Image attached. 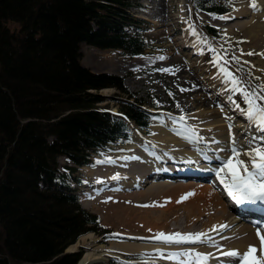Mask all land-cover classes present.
<instances>
[{"label": "trees", "instance_id": "16d2710c", "mask_svg": "<svg viewBox=\"0 0 264 264\" xmlns=\"http://www.w3.org/2000/svg\"><path fill=\"white\" fill-rule=\"evenodd\" d=\"M128 5L127 0H0V264H77L78 255L63 253L97 227L93 215L40 191L38 181L49 182L56 155L85 163L96 145L116 137L117 129L123 134L124 123L108 122L106 114L91 110L101 101L92 92L121 84L80 67L78 44L142 49L120 32L132 23ZM196 5L225 10L212 0ZM129 115L144 120L136 108Z\"/></svg>", "mask_w": 264, "mask_h": 264}, {"label": "rangeland", "instance_id": "374dc122", "mask_svg": "<svg viewBox=\"0 0 264 264\" xmlns=\"http://www.w3.org/2000/svg\"><path fill=\"white\" fill-rule=\"evenodd\" d=\"M130 1L134 6L140 9H143L140 5L142 3L145 9L139 10L138 8L135 9V7H133L132 9L130 7L128 12L131 14L133 13L136 19L138 17L144 18L142 15L148 8V6L144 4L145 0ZM148 1L152 7L151 15L160 12L161 16L156 17L157 22L148 18L147 20H151L153 23H164L161 26L155 27V29H158L157 31H154L153 25H151L148 33H146L149 40L154 41L156 44L158 51L147 50L143 54L131 57L130 54L124 55L116 49L104 50L101 48L96 50L93 47H88L86 49L81 48L80 67L92 73L104 72L120 78L118 81L125 90L122 92H119L115 88L102 90L101 92L107 96L104 103L99 107L119 109L123 103L127 104L132 102L134 104L139 102L145 109L152 111L150 112L153 117L150 128L151 137L147 138L142 136L144 139H147L148 144H146L145 147L152 154L153 151H156V148H154L156 146L160 150H171L159 145V141L158 143L154 142L156 137H158V134L155 135L156 129L161 130L159 126L161 125L160 123L169 122L171 128H177L175 127V121L178 120V118L174 116L185 113L190 114L191 116H188L189 120L193 123L206 124V126H208L207 122L211 121L213 117L221 120L230 119L232 126L248 124L247 118L241 111L246 108L242 96L231 91V83L228 82L224 85V79L220 76L218 70L223 67L227 69H225L226 71L237 75V71L234 70L236 68V62L231 60L232 56H236L239 62H248L250 64V70L257 78V81L260 84H264L263 60L261 56L258 55V50H254L253 46L250 44L245 29L241 27L243 23H250L252 17L250 13H253L254 16H260L261 11L251 7L253 1L229 0L236 10L234 11L239 15L236 18H233V16L230 18V15H226L222 18L207 17L204 14L194 11L191 6H189L190 0ZM164 4H166L165 7L163 6ZM158 6H160V9ZM242 9L249 10V14L240 16L239 12ZM190 22L193 24V29L196 28L199 30H195L196 34L186 31L188 26H192ZM205 25L214 27L221 36L213 37L205 33L203 30V26ZM10 27H12V25H10ZM201 31H203L204 34ZM193 37H195V41ZM183 46H186V48L183 49ZM190 46L192 48L189 52L196 49L197 52L195 54L188 53ZM193 46H196V48ZM213 48L216 50L215 52L211 50ZM248 53L254 54L248 55ZM217 55L222 57L218 64L213 62L214 57ZM221 63H224L225 67ZM94 67L99 69H94ZM252 79V77H249V80L245 79L244 87L254 88L251 86ZM206 102L207 104L205 105ZM237 105H239V107H237ZM156 124L158 125L157 127ZM248 126L250 128L248 134H253V136L264 135V133L254 132L255 128L250 125ZM245 132L242 133V135H245ZM164 133L167 134L166 132ZM133 134L134 132L132 131V135ZM227 134H229L228 131ZM248 134L246 136H248ZM135 135L140 134L136 133ZM175 136L176 132L171 131L170 137ZM226 138H230V136L227 135ZM150 140L154 142H150ZM229 142L230 140L223 141L225 148H228L227 145L231 144ZM258 142L260 143V141ZM131 144H135L138 151L141 150L136 144L133 136ZM130 147V144H119L116 147H112L110 151L94 157L95 166L93 169H81L79 172L84 178L85 187L79 191L80 197H84L83 192L88 191V185L94 184L101 174H103V183L107 182V178H104V175L109 170L105 169L107 165L104 164V162H107L108 158H112L111 160H113L116 157L129 153L128 150ZM170 147H172V145ZM172 150L175 151L174 149ZM131 157L133 158L131 159ZM141 158L142 155L133 154L131 152V154H127L123 157L122 160L125 161L122 162L123 165H119L117 169L115 166L114 171L120 170V172L123 171L127 173L128 169L126 167H131L129 168V175L132 176L136 173L135 168L140 167ZM57 161L58 168L66 164V161L62 157L58 158ZM116 162L117 161H114L113 163ZM149 163L151 164L152 162L149 161ZM176 163L178 164L179 162ZM98 166H100V168ZM156 184L158 185H152L153 187L156 186L152 188V193L146 195H143V193L148 190L147 187L130 189L123 192L109 191L104 196H106L105 198H109L110 201L108 199L102 201L100 199L102 197L99 196H90L87 203H92L93 205L90 204L87 211L97 215L100 224L108 230V233L106 235H97L95 233L93 234V232H89L78 239L72 251L80 250L84 256L87 251L90 252L93 249L101 251V249H108L110 246L112 248L114 244L138 243L147 246L153 245L154 243H161V240L154 238L156 236L155 233L149 234L148 232L134 229V227L139 228L138 225L136 226L139 221L141 225H143L141 222L144 221H149V223L153 222L151 224L153 227H155V224L160 225L166 222L165 224L167 227L164 228L166 231L170 228L188 231L196 224H199V222L187 224L188 222L186 223V219H189V216H187L188 212H194V210L197 211V209H199L195 207L199 204L196 203L195 205V201L200 200L203 196H207V193L209 194L210 189L207 191L205 189L206 193L203 191L204 189H202L208 188L206 184L187 183L184 181H175L169 184L156 182ZM196 192L198 193L195 197L200 196L197 200L193 198V195H188L186 199H181L185 194H195ZM88 194H90V192ZM192 200L195 201L193 202ZM225 203L228 205L226 200ZM111 204L115 205L113 209L110 208L112 207ZM119 204L123 207H116V205ZM113 211H115L116 214H114ZM201 216L200 218L205 219L204 215L201 214ZM131 224H134V227L131 226ZM126 226H131L133 228H127ZM86 235H89V238H86ZM83 237L86 238L85 241H81ZM232 241L234 243L236 242V240ZM232 241L228 243V246L234 244ZM84 245H87L88 248ZM217 245H224L222 248L219 246V249H228L227 245L224 243ZM204 246L209 248L208 245L199 243V247ZM211 248L212 245L209 249ZM215 248L218 249L217 247ZM218 252L221 251L215 250L214 253ZM136 255L138 256L135 258L146 256L144 254ZM152 256L147 257L151 259Z\"/></svg>", "mask_w": 264, "mask_h": 264}, {"label": "bare ground", "instance_id": "6f19581e", "mask_svg": "<svg viewBox=\"0 0 264 264\" xmlns=\"http://www.w3.org/2000/svg\"><path fill=\"white\" fill-rule=\"evenodd\" d=\"M255 2L257 5V7H256L257 10L261 11L260 16H257V15L254 16L253 13H250V15L252 16L250 19V23H243L241 25V27L243 29H245L246 35H247V38L249 39L250 44L253 46L254 50H258V55L261 56V59L263 60V63H264V56L260 55L261 53H264V0H255ZM144 4H146V6H148V8L146 9L147 11H145V13H143V15H142V17H144L143 19L147 20V18H148V19L155 20L157 22L156 17L161 16L160 12L159 13L157 12L154 15H151V8L152 7L150 5V2L148 0H145ZM165 5L166 4H164L163 6L165 7ZM158 8L160 9V6H158ZM257 10H255V11H257ZM239 14H240V16H243L245 14H249V10L242 9L239 12ZM254 14H256V13H254ZM257 14H258V12H257ZM130 15H132V14L130 13ZM237 16H239V15L234 14L233 18H236ZM191 29H193V26H191V27L188 26L186 31L191 33L192 32ZM195 34H196V32H195ZM195 37H193L194 41H195ZM192 52L193 53L196 52V49H194ZM94 69H99V68L94 67ZM218 73L224 79V85L229 82L227 77L221 71V69L218 70ZM230 86H232V85H230ZM203 99H205V98H203ZM206 104H207V102L205 103V105ZM174 117L175 118L176 117L181 118L180 116H174ZM182 117H184V116H182ZM215 118L216 117H213V119L211 121L207 122V125H208L207 127H206V124L204 125L203 128L196 127V129L201 131V133L203 134L202 137H199V136H197V134H195L196 129L192 130L193 128H190V127H187L186 125H183L182 129L184 131L181 133H184L186 135H183L182 137H178V139H174L175 137H170L171 134H165L164 133V132H166V128L164 127V124L160 123L161 125H159V126H160L161 130H159V129L158 130L156 129V131L154 130L156 133L155 135L158 134V137H156L155 142L154 141L153 142L158 143V141H159V143H158L159 145L167 147L168 149H171V150L162 149L163 150V152H162V150L158 149L156 146V147H154V148H156V151H153V154L149 152V154L151 156L153 155L154 157H164V156L168 155L171 158H175L176 155L181 156L180 153H188V155L193 158L196 156L193 154H197V153L194 150L188 152V149H189V147L192 148V146H195L196 144L201 143V141H198L199 138H203V139L208 140V144H207L208 146L203 147L202 150H205V152L212 151V154L210 153L209 157L213 158L214 160H215V157H214L215 154H213V153H215V152L213 150H215V151L221 150L224 147V144L221 143L220 141L230 140L232 143L233 139H234L236 144H237V147H245V148L247 147V143H246L247 138L253 136V134H251V136H250V134H248V128L249 127H247V124L242 125V126L241 125H233V127L230 130V128H229V126L231 125L230 119H226V120L222 119L221 120V119H215ZM157 126L158 125L156 124V127ZM182 129H175V130L179 131ZM227 131L229 132V134H227ZM244 132H245V135H242V133H244ZM247 134H248V136H246ZM188 135H189V137H188ZM227 135L230 136V138H226ZM176 136H179V135H176ZM134 139H136L138 144L143 146V147H145L146 144H148L147 139H144L141 135H136ZM186 140H188V141H186ZM203 143H205V142H203ZM184 144H186V146H188V147L187 148L182 147V146H184ZM171 145H172V147H170ZM230 146L231 145L228 146L229 149H230ZM135 148H136L135 146H132V149H135ZM176 148H178V149H176ZM172 149H174L175 151H173ZM171 151H173V152H171ZM199 152H201L200 149H199ZM129 157H130V155H129ZM132 158L133 157H131V159ZM192 158L186 157L184 159L183 157H178V162H179L178 166L182 167V165L186 164V163H183L181 161H186L187 164L189 165L188 162H191L193 160ZM241 158L247 160V157H245V156H242ZM216 159H217V157H216ZM153 160H154V158L150 161L155 166V170H156L157 169L156 167L159 166L160 164H159V162H153ZM219 160L217 162H219ZM146 161H148V160H146ZM212 162H213V160H212ZM217 162H215V163L213 162L211 164V166L217 164ZM115 165L122 166V164H120L118 162L113 163L111 166H109V169H107L109 171L104 175V178H107L108 185H110L111 181L122 180L123 183L121 182L119 185L125 186L128 184V183H126V178H129V177L132 179L129 184L136 183L137 186H143L144 184L152 182V181H150V178L153 176V174L150 177L149 176L139 177V176L135 175V174H137V171H136V173L134 175L130 176L129 175V173H130L129 168H131V167H126L128 169L127 173L122 171L115 177V174L112 173L115 170ZM165 165H167V164H163V166H165ZM118 166H116V169ZM144 166H147V162L145 163ZM211 166H209V167L211 168ZM202 167L205 168L204 166H202ZM197 169H199V168H197ZM177 170L180 171L181 169L178 168ZM142 175H144V174H142ZM133 176H134V179H133ZM147 178H148V180H147ZM107 182H105L104 184H106ZM224 185H225V182H224ZM145 186H143V187H145ZM154 187H156V186H154ZM154 187L153 186L152 187L149 186V188L147 187L148 190H146V192L143 193V195L151 194L152 188H154ZM114 188H116V187H114ZM202 189H204L203 191L206 193V191L209 190L210 188H202ZM205 189H206V191H205ZM225 191H227V189H225ZM197 193L198 192H196L193 195V198L195 200L199 199V197H200V196L195 197V195ZM206 195L207 196L201 197L200 200H197V201L194 200L195 205H196V203H199L198 206H195V207L199 208V209H197V211H195V210H194V212H188L187 211L188 212L187 216H189V219L188 220L186 219V223L188 222L187 224H193L192 222H194V223L199 222V224H196L194 227L190 228L188 231L178 230L177 228L167 229V231H166V229H164L167 227L165 224L166 222H164L163 224H160V225L155 224V227H153L151 225L153 222L149 223V221H144V222H141L143 224V225H141V224H139L140 223V221H139L138 223L136 222L137 224L135 223L136 226L138 225L139 228L134 227L133 226L134 224H131V226H133L134 229L145 231V232H148L149 234L155 233L156 235L158 233H165V232L169 234L170 230L171 231L174 230V231H176V233H181V234L207 233V239L205 240V242L178 243L181 245L180 247H177L176 245H171L168 243L167 247L173 248L175 250L174 253L198 252V253H207V254H210L211 256L212 255L222 256L221 252L214 253L215 252L213 249L214 246H212L211 249H209L210 247L208 248L206 246L194 248V247H190L187 244H190V243H208L209 244L208 246L213 245V244L217 245V244H221L219 242H221L224 238L229 237L227 239L228 241L236 240V242L232 246H228L227 245L228 242L226 243V241L224 240L223 243L227 245L228 249H225L223 251L235 249V250H238L241 254H243L244 252H246L248 250L249 245H255L257 250H258L256 255L259 256L260 255L259 249H260L261 242L257 238V235H256L257 229H252V227L244 225V223L237 222L235 220V217H233V215L231 213V211H234V210L231 208V206H229V204L227 205L225 203V200L223 199V197L221 196V194L219 192L215 193L214 191H212L210 189L209 194L207 193ZM108 200L110 201L109 198H108ZM111 205H112V207H110V208L113 209L115 207V205L114 204H111ZM88 206H90V204H88V205L86 204V207H88ZM116 207L122 208L123 206H121V204H119V205H116ZM113 213L116 214L115 211H113ZM201 214L205 216V219L200 218ZM222 225H227V227H221ZM131 226L130 227L126 226V227L127 228H133ZM230 227H231V229H230ZM263 227H264V225H263ZM227 230H229V231H227ZM222 232H224L226 236H224V235L221 236ZM261 235H264V232H261ZM86 236H87L86 238H89L88 237L89 235H86ZM217 236H218V238H217ZM86 238H84V237L81 238V241H85ZM209 239H210V241H209ZM125 243H127V242H125ZM84 246L86 248H88L87 245H84ZM74 247L73 246L70 247L68 249V251H72ZM169 248L154 247L153 245L145 246L144 244L141 245L138 243L137 244H135V243L114 244L112 248L110 246V248L101 249V251H97L96 249H93V250L91 249L92 251H90V252L87 251V253H85L84 257L81 259L80 263L81 264H90V263L93 264L95 262L104 263L108 259L109 256H114L118 259L126 260L127 254H130L132 257L129 261H131L132 263H141V262L143 263L144 261H147V264H149V263L150 264H188V260L186 257H181L179 260L168 259L167 258L168 256H165V255L166 254L169 255L171 252H173ZM157 250H159L161 253L164 254L162 257L161 256L157 257V258H160V260L153 259L157 253ZM144 252H149L151 255H153L152 258L151 259H144V260H137L135 258L136 254H144ZM211 263L215 264V262H211ZM221 264H226V258L225 257H223ZM227 264H235V262L234 261H228Z\"/></svg>", "mask_w": 264, "mask_h": 264}, {"label": "snow or ice", "instance_id": "6c2138e0", "mask_svg": "<svg viewBox=\"0 0 264 264\" xmlns=\"http://www.w3.org/2000/svg\"><path fill=\"white\" fill-rule=\"evenodd\" d=\"M251 7L253 9L257 7L255 0H253ZM191 30L195 34V30ZM211 50L213 52L216 51L214 48ZM253 54L248 53V55ZM260 55L264 56V53ZM221 58L217 55L214 57L213 62L218 64ZM231 60L239 63L236 56H232ZM221 71L227 77L229 83H231V91L242 96L246 108L241 111L247 118L249 125L255 127L257 132L264 133V103H262L264 102V84L256 85L255 88L244 87L242 86L244 82L234 73L226 71L223 67H221ZM232 127V125L229 126L230 130ZM257 141H260V143ZM246 143V148L237 147L233 139L229 149L231 154L227 159L223 160L222 167L215 170L216 175L221 178V183H224V176L222 174H227L229 180L225 183V188L228 191V195L237 203L264 201V135L249 137ZM242 156L247 157V160L242 159ZM188 195H194V193L185 194L181 199H186ZM221 227H227V225H222ZM262 231L264 230L258 228L256 232L257 238L261 242L259 256L256 255L258 250L255 245H249L248 250L243 254L235 249L223 251V249H219L218 245L213 244L212 246L217 247L221 251L222 256L226 258V264L228 261H234L235 264H264V235H261ZM154 238L169 244L205 242L207 233H158ZM156 255L162 257L164 254L157 250ZM181 257H186L188 264H209V261L212 259L210 254L198 252L170 253L167 258L179 260ZM143 264H147V261H144Z\"/></svg>", "mask_w": 264, "mask_h": 264}]
</instances>
